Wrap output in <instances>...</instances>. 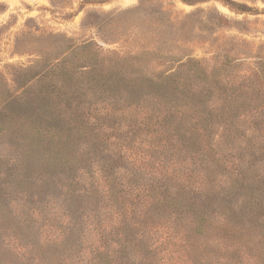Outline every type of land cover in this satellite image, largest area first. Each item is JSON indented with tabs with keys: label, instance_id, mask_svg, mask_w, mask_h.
Listing matches in <instances>:
<instances>
[{
	"label": "trees",
	"instance_id": "trees-1",
	"mask_svg": "<svg viewBox=\"0 0 264 264\" xmlns=\"http://www.w3.org/2000/svg\"><path fill=\"white\" fill-rule=\"evenodd\" d=\"M137 10L120 51L31 35L0 94V264H264V91L188 54L197 14Z\"/></svg>",
	"mask_w": 264,
	"mask_h": 264
},
{
	"label": "rangeland",
	"instance_id": "rangeland-1",
	"mask_svg": "<svg viewBox=\"0 0 264 264\" xmlns=\"http://www.w3.org/2000/svg\"><path fill=\"white\" fill-rule=\"evenodd\" d=\"M130 9H138L140 17L156 13L163 19L169 17L163 11H173L180 18L197 14L194 21L202 32L187 43L188 54L202 60L209 71L215 67L218 54L225 56L236 65L235 88L247 85L250 75L253 86L258 84L264 91V77L261 83L255 78L264 69V0H0V94L17 92L21 90L20 83L28 81L30 76L23 70L40 55L32 48L36 43L31 35H66L79 44L94 42L104 50L120 51L126 44L122 37L111 35L109 23L115 15L113 22L118 27V19ZM261 103L264 105V100ZM225 134L221 125L215 126L213 138L223 141ZM223 147L228 150L226 144ZM5 188L8 187L0 185V194L6 192ZM43 197L50 199L49 194ZM19 208L11 205L5 217H21Z\"/></svg>",
	"mask_w": 264,
	"mask_h": 264
}]
</instances>
